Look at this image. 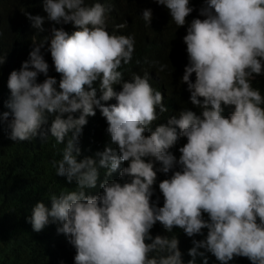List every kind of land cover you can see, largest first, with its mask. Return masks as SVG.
<instances>
[{
	"label": "clouds",
	"instance_id": "clouds-1",
	"mask_svg": "<svg viewBox=\"0 0 264 264\" xmlns=\"http://www.w3.org/2000/svg\"><path fill=\"white\" fill-rule=\"evenodd\" d=\"M146 1L187 24L192 108L124 79L135 40L107 31L113 0H43L19 23L0 6V158L32 153L57 191L75 185L27 217L52 236L34 264H264V0H202L190 24V0Z\"/></svg>",
	"mask_w": 264,
	"mask_h": 264
},
{
	"label": "trees",
	"instance_id": "trees-1",
	"mask_svg": "<svg viewBox=\"0 0 264 264\" xmlns=\"http://www.w3.org/2000/svg\"><path fill=\"white\" fill-rule=\"evenodd\" d=\"M92 2L95 0H89V3ZM10 5L19 6L14 15L15 23H19L25 19L26 14L35 13L34 16H37L43 8V0H0L2 17L6 15ZM113 5L107 14L109 17L107 31L111 34L115 24L127 22V28L116 34L130 35L135 40L132 61L118 69L123 73L124 79L130 80L133 73L143 76L147 72L153 89L162 93L163 103L167 109L176 108L181 111L187 107L192 108L189 102L190 94L186 90L187 85L180 84L188 63L186 45L183 43L187 24L185 27L177 28L170 21L171 17L163 6L148 3L146 0H113ZM190 6L194 11L186 18L188 24L194 18L203 19L199 16L203 6L202 0H190ZM144 9H151L153 12L150 26L142 19ZM61 26L69 33L74 30L71 25H56L57 28ZM43 27L48 29L53 25L46 20ZM40 36L41 34L37 37ZM46 48L47 45L45 52L49 64L52 71L57 74ZM160 65L167 67L164 71H159ZM157 74H161L162 86L155 80ZM192 79L194 81V75ZM255 86L264 92L263 81L255 82ZM116 91H120L119 86H116ZM33 158L32 153L26 154L23 158L18 155L11 161L0 158V264H34L37 255L45 250L52 236L48 234L37 237L28 231L30 229L28 225L31 224L27 222V217L31 215L33 206L37 201L49 198L53 193L59 195L75 190V185L74 187L70 185L68 191L64 189L57 191L62 188L59 183L62 180L51 171L30 166ZM46 228L56 232V225H49ZM190 259L191 257L188 258ZM196 264H202V260L197 258Z\"/></svg>",
	"mask_w": 264,
	"mask_h": 264
}]
</instances>
